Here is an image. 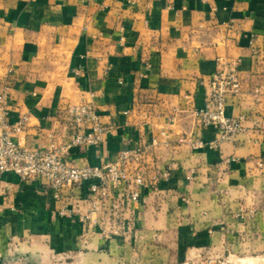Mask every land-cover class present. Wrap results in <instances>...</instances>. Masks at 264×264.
Here are the masks:
<instances>
[{"label": "crops", "instance_id": "1", "mask_svg": "<svg viewBox=\"0 0 264 264\" xmlns=\"http://www.w3.org/2000/svg\"><path fill=\"white\" fill-rule=\"evenodd\" d=\"M233 61L242 93L228 100L227 113L242 117L244 130L214 149L179 143L180 136L216 139L193 111L214 74ZM4 84L17 111L30 114L21 139L31 148L64 128L61 109L94 100L114 129L99 148L75 151L76 165L113 161L125 147L150 145L163 128L171 142L145 160L149 178L169 175L145 191L134 226L113 241L60 214L86 212V188L57 199L40 179L7 175L0 261L46 264L76 253L98 264H134L140 256L167 264L173 246L224 250L242 261L264 257V170L256 165L264 157V89L255 93L264 84V0H0Z\"/></svg>", "mask_w": 264, "mask_h": 264}, {"label": "built area", "instance_id": "2", "mask_svg": "<svg viewBox=\"0 0 264 264\" xmlns=\"http://www.w3.org/2000/svg\"><path fill=\"white\" fill-rule=\"evenodd\" d=\"M254 42L252 37L250 43L253 49ZM123 83L120 78L119 84ZM241 85L238 62L223 64L213 76L211 92L204 104L193 111L202 127L216 130V139L203 142L180 136L177 141L189 144L194 150H208L234 139L244 127L242 117L228 115L227 104L231 97L242 93ZM262 89L264 84L256 88V95ZM10 90L8 84L0 88V180L9 174L23 181L40 179L53 189L57 199L66 191L84 187L88 203L86 212L74 213L63 208L60 214L87 229L97 230L106 241L127 234L138 218L136 209L146 199L145 191L157 190L158 182L169 175L166 171L149 178L145 166L147 155L154 147L171 142L168 131L161 129L145 147L123 148L113 161L76 165L72 162L75 151L99 148L107 142L108 134L114 129L112 123L103 120L94 100H82L61 109L59 115L65 121L64 128L51 130L43 147L31 148L21 139L29 126L30 114L17 111ZM33 96H36L35 92ZM16 112L18 116L13 118ZM170 120L175 122L176 115ZM256 165L264 170V157L258 159ZM186 178L192 180L193 177L187 175Z\"/></svg>", "mask_w": 264, "mask_h": 264}, {"label": "rangeland", "instance_id": "3", "mask_svg": "<svg viewBox=\"0 0 264 264\" xmlns=\"http://www.w3.org/2000/svg\"><path fill=\"white\" fill-rule=\"evenodd\" d=\"M174 237H171L173 241ZM82 250V249H81ZM80 250V251H81ZM83 251V250H82ZM76 252V250L74 251ZM169 262L167 264H264V257H258V259H252L248 261H242L237 256H232L230 253H225L224 250H206L204 252L194 251L191 247H170L169 249ZM93 258V257H92ZM88 256L76 257V253L70 254L66 259L58 260L55 263L46 264H98L97 258L95 260H89ZM0 264H37L34 262H23L22 258H15L10 262L0 261ZM101 264H118L113 263L112 260H106ZM134 264H154L148 261V257H139Z\"/></svg>", "mask_w": 264, "mask_h": 264}]
</instances>
